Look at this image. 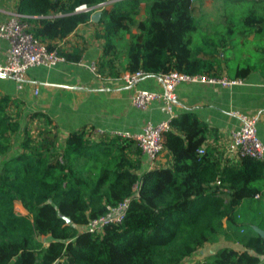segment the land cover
<instances>
[{
  "label": "trees",
  "instance_id": "obj_1",
  "mask_svg": "<svg viewBox=\"0 0 264 264\" xmlns=\"http://www.w3.org/2000/svg\"><path fill=\"white\" fill-rule=\"evenodd\" d=\"M107 2L18 0L15 11L48 50L76 62L82 49L57 41ZM226 2L231 7L221 20L204 23L193 17L192 0L105 4L95 22L102 40L96 72L245 76L255 64L241 57L246 47L253 46L251 61L264 51V0ZM82 4L91 9L76 11ZM17 102L0 92V264H256L264 254V237L237 217L241 200L264 193V163L249 156L231 161L206 146L210 130L195 113L170 118L162 150L169 163L140 170L133 138L85 127L60 136L45 113L22 116ZM35 120L42 129L32 135ZM125 198L121 222L101 233L79 229ZM219 236L244 249L224 246L188 261Z\"/></svg>",
  "mask_w": 264,
  "mask_h": 264
},
{
  "label": "crops",
  "instance_id": "obj_2",
  "mask_svg": "<svg viewBox=\"0 0 264 264\" xmlns=\"http://www.w3.org/2000/svg\"><path fill=\"white\" fill-rule=\"evenodd\" d=\"M8 1L11 0H0V22L6 20L16 9L18 0L15 3L13 0L11 3ZM111 1L115 0H108L106 4ZM198 1L209 0H192V15L200 21L201 14L196 11ZM230 7L228 4L224 14ZM97 11L100 10H94ZM221 18L222 16L217 20L206 21L216 22ZM96 21L91 19L86 24L78 25L74 32L57 41L58 46L67 50L81 48L82 54L78 61H61L51 67L42 65L30 67L26 71L21 89L16 88L12 78L0 75V92L18 101L22 116L31 112L45 113L51 119L52 125L56 126L60 136L83 127L93 132L132 134L139 132L146 120L157 122L167 117L164 106L158 100L153 101L145 110L134 107L130 102L134 88L160 91L158 75H143L133 86H129L119 77L104 78L90 69V65L94 64L101 54L102 40L94 36L98 28ZM248 39L252 40L253 37L248 36ZM260 40L261 45H264V35ZM7 47V40L0 38L2 60L6 57ZM252 47H246L241 57L255 64H252L248 74L235 78L236 83L221 85L186 81L175 86L176 101L173 105L175 116L182 112L195 113L210 130L204 144L216 151H221L220 147L227 134L239 124L238 118L231 113L233 110L258 114L256 132L264 144V51L261 52L257 48L255 51L261 54L251 61L253 56L249 53L253 50ZM220 77L233 76L223 72ZM140 158V170L152 168L142 152ZM168 163L169 157L162 151L155 165ZM15 209L21 214L26 213L20 204H15ZM237 217L245 224L250 223L264 232V193L241 200L237 207ZM224 246L236 250L244 249L240 243L227 241L223 236H219L215 242L205 243L198 249L196 255L189 257L190 263L200 261ZM250 253L254 254L252 251ZM256 264H264V254L260 255Z\"/></svg>",
  "mask_w": 264,
  "mask_h": 264
},
{
  "label": "built area",
  "instance_id": "obj_3",
  "mask_svg": "<svg viewBox=\"0 0 264 264\" xmlns=\"http://www.w3.org/2000/svg\"><path fill=\"white\" fill-rule=\"evenodd\" d=\"M106 3H99L94 6L100 9ZM93 8V7H92ZM84 4L75 8L78 10H88ZM29 24L22 19V15L16 11L10 13L9 17L0 22V38L7 40V54L5 59L0 57V75L12 78L16 83V88L21 89L25 80L26 71L33 66L42 65L51 67L64 58L57 54L55 50H48L46 43L34 37L28 30ZM90 69L100 76L95 65L91 64ZM145 73L138 69L133 72H123L119 78L126 85L133 86L134 83ZM161 90H146L134 88L130 97L131 104L139 109L145 110L155 100L164 106L167 117L157 122L146 120L137 133L117 132L115 134L133 138L140 147L141 152L148 158L150 167L155 166V161L164 148L165 131L169 128L170 118L175 116L173 105L176 101L175 86L186 81H200L206 83H219L230 85L237 82V79L226 77H211L207 75H188L176 70L157 74ZM102 77V76H101ZM231 113L239 120L235 129L229 131L220 150L222 157L231 161H236L243 156H249L256 160L263 161L264 144L256 132V120L258 114H247L239 110ZM204 146L198 148L199 153H203ZM129 199L125 198L116 205L106 206L103 215L90 219L86 224L80 226V230L89 233H101L108 224L121 222L124 217Z\"/></svg>",
  "mask_w": 264,
  "mask_h": 264
},
{
  "label": "rangeland",
  "instance_id": "obj_4",
  "mask_svg": "<svg viewBox=\"0 0 264 264\" xmlns=\"http://www.w3.org/2000/svg\"><path fill=\"white\" fill-rule=\"evenodd\" d=\"M11 1H8V2L11 3ZM13 1H14V3L16 2V0H13ZM197 3L198 4L196 5V11L201 14V20L200 21L219 19L224 14V11H225L226 7L228 6L226 0H222V1L221 0L198 1ZM229 66H230L231 72H233L234 64L230 63ZM25 121H26L25 119H22V123H24ZM41 123H42V120H39V121H35L29 125V130H30L32 135H36L38 130L42 129ZM188 261H190V260H188Z\"/></svg>",
  "mask_w": 264,
  "mask_h": 264
},
{
  "label": "water",
  "instance_id": "obj_5",
  "mask_svg": "<svg viewBox=\"0 0 264 264\" xmlns=\"http://www.w3.org/2000/svg\"><path fill=\"white\" fill-rule=\"evenodd\" d=\"M99 15H100V11H97V12H93L92 14H91V19H93V20H97L98 18H99ZM64 220L67 222V223H69L70 222V219L68 218V217H64ZM258 230V232L264 237V232L263 231H261L260 229H257Z\"/></svg>",
  "mask_w": 264,
  "mask_h": 264
}]
</instances>
